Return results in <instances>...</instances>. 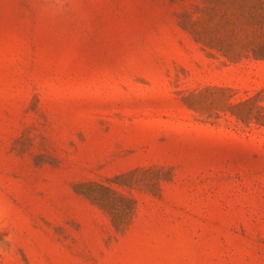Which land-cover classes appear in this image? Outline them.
<instances>
[{"label": "rangeland", "instance_id": "rangeland-1", "mask_svg": "<svg viewBox=\"0 0 264 264\" xmlns=\"http://www.w3.org/2000/svg\"><path fill=\"white\" fill-rule=\"evenodd\" d=\"M0 264H264V0H0Z\"/></svg>", "mask_w": 264, "mask_h": 264}, {"label": "trees", "instance_id": "trees-1", "mask_svg": "<svg viewBox=\"0 0 264 264\" xmlns=\"http://www.w3.org/2000/svg\"><path fill=\"white\" fill-rule=\"evenodd\" d=\"M99 187H101V186L99 185ZM103 188H104V187H103ZM105 188H106V187H105ZM97 196H98V195H94V198H96V199L99 198V197H97Z\"/></svg>", "mask_w": 264, "mask_h": 264}]
</instances>
